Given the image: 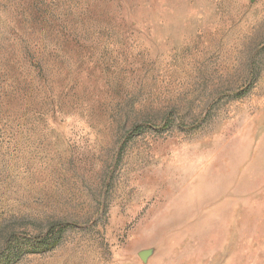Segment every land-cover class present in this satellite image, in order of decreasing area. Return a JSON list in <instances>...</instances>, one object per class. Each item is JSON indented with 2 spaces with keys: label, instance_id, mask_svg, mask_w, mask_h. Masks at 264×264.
<instances>
[{
  "label": "rangeland",
  "instance_id": "obj_1",
  "mask_svg": "<svg viewBox=\"0 0 264 264\" xmlns=\"http://www.w3.org/2000/svg\"><path fill=\"white\" fill-rule=\"evenodd\" d=\"M0 264H264V0H0Z\"/></svg>",
  "mask_w": 264,
  "mask_h": 264
},
{
  "label": "trees",
  "instance_id": "obj_2",
  "mask_svg": "<svg viewBox=\"0 0 264 264\" xmlns=\"http://www.w3.org/2000/svg\"><path fill=\"white\" fill-rule=\"evenodd\" d=\"M54 228H51L50 232L53 230ZM57 243V240H55L54 242H48V244H44L43 242L39 241L35 244L30 245V248L34 251V252H44V251H48L50 249H52ZM3 253H1L2 255Z\"/></svg>",
  "mask_w": 264,
  "mask_h": 264
},
{
  "label": "bare ground",
  "instance_id": "obj_3",
  "mask_svg": "<svg viewBox=\"0 0 264 264\" xmlns=\"http://www.w3.org/2000/svg\"><path fill=\"white\" fill-rule=\"evenodd\" d=\"M145 256V255H144Z\"/></svg>",
  "mask_w": 264,
  "mask_h": 264
}]
</instances>
